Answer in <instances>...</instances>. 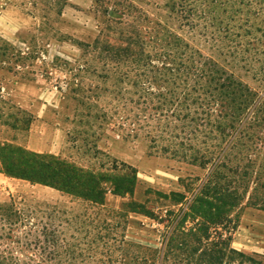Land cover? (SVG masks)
Masks as SVG:
<instances>
[{"label":"rangeland","instance_id":"obj_1","mask_svg":"<svg viewBox=\"0 0 264 264\" xmlns=\"http://www.w3.org/2000/svg\"><path fill=\"white\" fill-rule=\"evenodd\" d=\"M200 54L212 62L204 66ZM181 57L188 58L183 67ZM218 68L264 97V0H0V142L44 149L96 172L116 164L126 177L134 167V193L109 192L107 207L121 210L134 200L164 213L180 204L162 194L190 200L209 171L185 153L234 151L212 138L216 130L206 138L209 129L200 126L203 108L225 109L219 90H193L177 72ZM249 112L246 126L258 118L253 107ZM257 124L243 147L254 162L232 247L264 261V116ZM0 203L21 215L13 231L18 242L0 247L8 263H94L86 258L77 198L0 171ZM163 230L132 212L125 237L155 248ZM59 245L78 246L75 255L55 256Z\"/></svg>","mask_w":264,"mask_h":264},{"label":"trees","instance_id":"obj_2","mask_svg":"<svg viewBox=\"0 0 264 264\" xmlns=\"http://www.w3.org/2000/svg\"><path fill=\"white\" fill-rule=\"evenodd\" d=\"M182 57L179 64L183 67L188 62V58L183 60ZM199 57L204 61V66L212 62L201 54ZM214 65L216 66V63ZM181 71L182 75H186V81L192 84L193 90L197 85L203 90L213 85L211 92L219 90L218 99L225 109L216 113L214 109L203 108L202 114H205V118H199L203 119L200 126L204 125V128L207 126L209 129L206 138L209 133L212 134L210 130H216L218 135L212 138L220 139L219 145L222 142H229L234 151L227 153L221 148L218 152L199 150L189 155L185 153L183 155L185 159L189 156L195 164L209 171L190 200L185 199L186 195L181 192L161 193V196L168 199L172 205L180 204L179 207L166 209L164 213L134 200L126 203V207L121 210L107 207L106 196L109 192L122 196L134 193L137 183V172L134 167L127 166L131 172L126 177L117 173L120 168L116 164L110 172H96L52 153L37 152L14 143L0 142V171L9 177L53 187L80 200L83 209V219L80 224L85 229L86 238L89 239L86 249L91 252V255L85 256L88 260L94 256L92 264H263L264 262L255 255H249L232 247L233 234L239 224L236 217L237 209L241 207L248 194L249 178L254 162L253 153L244 151L243 147L246 145L245 139L250 140L251 125L257 124V121L264 116V97L248 86L236 82L235 77L225 69H177V72ZM198 99L200 97L196 100ZM216 101L217 99H214L213 103ZM252 107L258 118H254V121H250V125L246 126ZM186 140H190V137H186ZM184 142L185 140H182L179 144L184 145ZM175 152L173 156H176ZM261 186L264 189V185ZM262 206L264 208V200ZM132 212L152 218L164 229L160 247L154 248L126 239V225L128 216ZM110 216L115 217L117 222H110L108 219ZM19 220L21 215L14 204L0 203V247L5 240L18 242L13 239V231ZM90 225L92 229H88ZM120 226L121 233H118L117 227ZM45 229L42 230L44 239L50 235ZM77 246L73 245L70 249L66 247L63 251L59 245V249H54L53 253L55 256L66 255L67 252L75 255L74 248ZM94 252L106 255V260L102 261ZM81 253L79 256L82 255ZM8 258L0 251V264H10ZM54 264L89 263L72 261Z\"/></svg>","mask_w":264,"mask_h":264},{"label":"crops","instance_id":"obj_3","mask_svg":"<svg viewBox=\"0 0 264 264\" xmlns=\"http://www.w3.org/2000/svg\"><path fill=\"white\" fill-rule=\"evenodd\" d=\"M48 104H50V102H48V100L45 99V101L43 103H39L38 110L40 109V111L44 112V110H47ZM38 110H37V112H38ZM33 151L44 152L45 150L44 149L41 150L39 148H36Z\"/></svg>","mask_w":264,"mask_h":264}]
</instances>
